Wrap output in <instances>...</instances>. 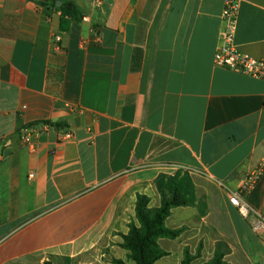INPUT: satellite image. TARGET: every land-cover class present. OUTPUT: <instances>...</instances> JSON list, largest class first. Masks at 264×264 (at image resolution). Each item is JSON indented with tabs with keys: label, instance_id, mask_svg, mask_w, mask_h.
I'll return each instance as SVG.
<instances>
[{
	"label": "crops",
	"instance_id": "1",
	"mask_svg": "<svg viewBox=\"0 0 264 264\" xmlns=\"http://www.w3.org/2000/svg\"><path fill=\"white\" fill-rule=\"evenodd\" d=\"M53 1L0 0V264H135L137 198L160 207L180 170L198 204L172 210L184 232L155 264L201 245L192 264H264V79L215 65L226 0H72L68 31ZM235 1V47L264 60V0ZM42 125L31 149L20 132ZM256 173L246 219L227 193Z\"/></svg>",
	"mask_w": 264,
	"mask_h": 264
},
{
	"label": "trees",
	"instance_id": "2",
	"mask_svg": "<svg viewBox=\"0 0 264 264\" xmlns=\"http://www.w3.org/2000/svg\"><path fill=\"white\" fill-rule=\"evenodd\" d=\"M58 1L54 0L52 6L56 7ZM39 4L45 5L46 3L40 2ZM58 10L61 12L63 31H68L72 22L79 23L85 16L84 11L72 0L63 1ZM155 185L161 196L160 207L150 208V198L139 195L136 203L138 225L131 223L129 233L123 236L121 247L129 252V260L135 264H155L158 260L168 256L158 241L162 238L177 239L184 232V228L170 229L166 226V220L171 216L174 208L194 207L198 204L196 186L186 170H180L174 175H160ZM201 250L202 245L197 254L193 255L190 248L186 247L182 264H192L201 255ZM224 255L218 251L215 257L205 264H224ZM43 264L52 263L46 261ZM113 264L128 263L121 259H114Z\"/></svg>",
	"mask_w": 264,
	"mask_h": 264
},
{
	"label": "built area",
	"instance_id": "3",
	"mask_svg": "<svg viewBox=\"0 0 264 264\" xmlns=\"http://www.w3.org/2000/svg\"><path fill=\"white\" fill-rule=\"evenodd\" d=\"M103 2L106 0H97ZM238 4L235 0H226L223 11V31L221 46L215 54V65L227 69L234 73L243 74L257 79H264V60L252 58L235 47V35L237 25ZM55 41L59 43L61 37L57 36ZM48 129V125L41 128L27 127L20 132L21 140L31 149L36 147V137L43 134ZM73 138L70 131H64L60 136V141L65 142ZM260 177V173L249 175L242 187L237 191H228L230 203L235 206L239 213L246 219L255 212L246 200V195L252 190ZM263 223L259 222L257 228Z\"/></svg>",
	"mask_w": 264,
	"mask_h": 264
},
{
	"label": "water",
	"instance_id": "4",
	"mask_svg": "<svg viewBox=\"0 0 264 264\" xmlns=\"http://www.w3.org/2000/svg\"><path fill=\"white\" fill-rule=\"evenodd\" d=\"M57 5L60 6V5H61V1H58V2H57Z\"/></svg>",
	"mask_w": 264,
	"mask_h": 264
}]
</instances>
